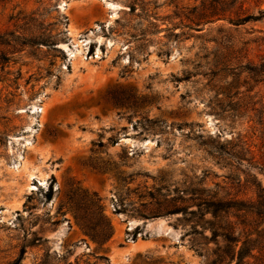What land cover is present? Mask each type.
I'll use <instances>...</instances> for the list:
<instances>
[{
  "label": "rangeland",
  "instance_id": "1",
  "mask_svg": "<svg viewBox=\"0 0 264 264\" xmlns=\"http://www.w3.org/2000/svg\"><path fill=\"white\" fill-rule=\"evenodd\" d=\"M0 264H264V0H0Z\"/></svg>",
  "mask_w": 264,
  "mask_h": 264
}]
</instances>
